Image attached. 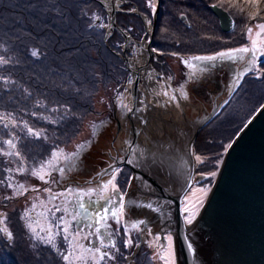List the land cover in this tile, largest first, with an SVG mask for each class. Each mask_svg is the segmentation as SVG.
Listing matches in <instances>:
<instances>
[{"label":"snow or ice","instance_id":"obj_1","mask_svg":"<svg viewBox=\"0 0 264 264\" xmlns=\"http://www.w3.org/2000/svg\"><path fill=\"white\" fill-rule=\"evenodd\" d=\"M103 3V9L109 14L120 7V0H116L113 6L109 2ZM153 15H155L159 6V0H149L148 5ZM56 15L62 19H67L65 13H71L73 9L79 12L77 19H83L90 30L107 29V32L100 34L107 39L112 35L113 22L109 16V23L102 22V16L92 10V6L87 0H80L79 3H65L55 5ZM210 8H218L225 11L230 19V25L235 28V17H241L244 31L242 36L246 38L247 43L239 47H228L219 50L210 55H192L188 58L180 57L181 63L189 70V77L193 84L197 83V77L209 72L217 65H232L233 76L231 84L228 85V94L237 92L241 82L245 77L251 76L257 81L264 82V63L261 58L264 57V0H215L208 5ZM130 11L135 12L136 9ZM91 12V15L89 14ZM180 19H186V10L179 13ZM146 23L151 26L152 20L147 19ZM167 28H162V32H167ZM125 35L132 32L131 28L124 30ZM19 39V37H17ZM204 39H213V37H203ZM217 39H219L217 37ZM178 42V41H177ZM126 45H116V53L125 49ZM135 47V45H133ZM12 49L3 48V54H0V93L7 95L9 102L16 103L13 94L14 88H19V81L13 78L11 69L23 65L25 60L32 63H38L47 58V52H42L39 46H32L24 49L23 54L17 52L8 55ZM158 50L153 48L152 52ZM163 54V53H160ZM172 56H178L177 52L169 53ZM49 74L57 76L56 70L50 69ZM149 79L153 76L150 74ZM159 84L163 81L161 90H153L156 104L159 105V97H165L164 105L169 107L181 108L180 101L190 99L187 91V82L181 84L179 89H173L172 94L167 90L170 85L168 81L171 76L163 77L160 74L155 76ZM130 84H134L129 80ZM52 87L59 93L68 97L66 100H49L48 95L39 93L38 90L29 87L20 89L21 99L23 101H33L31 110L23 109V116L17 117L19 109L8 110L5 108L0 111V186L6 190H11L10 195L3 196L4 201H12L25 196L26 193H35L37 197L41 192L47 193L46 200L41 202V211L36 212L37 204L32 203L31 209L26 208L24 213L19 216L22 222L25 235L27 236L30 248L33 250L37 264H137L138 250L142 247L144 241L142 236H152L154 240L160 241L159 245L151 257H147L150 264L152 261H162L163 264H178L174 248L173 235L169 232L163 235V229L160 233L153 234L146 218L129 219L130 211L135 209H145L153 214L164 215L165 206L170 203L152 199L154 194L153 185L145 180L143 176L132 173L125 175V166H131L134 169H140L145 164L155 163L156 154L150 152L146 146H141L135 140L142 133L148 131V121L143 113L148 111L144 100L136 106L135 97L125 88L116 92V104L114 105L124 119L133 115L139 119L137 126L139 130L129 129L131 133L126 135L121 141L120 148L116 149V154L107 153L108 161L105 166L96 172L95 177L86 180L83 185L69 184L72 174L80 171L83 164V157L87 154L86 149H91L93 139L77 142L73 151H66L61 147V138L59 135H49V127L53 126V131L65 127L73 121L82 122L84 114L78 113L71 97L79 96L81 89L77 86L79 81L77 77L69 73L67 77L61 75L59 80H51ZM37 91V96L33 93ZM124 93L132 96V103H125ZM100 103H103L101 100ZM229 104L224 101L221 108ZM112 106V105H110ZM264 110V103L255 109L256 112ZM25 116H31L42 122V126L35 127ZM250 123V121H249ZM108 127L103 121L99 124L91 125V137L95 138L102 134V130ZM248 123L244 124V128ZM117 131H121L118 127ZM243 131V129H241ZM63 135L68 136L64 131ZM41 144L43 151L33 154L25 151L28 144ZM225 151L232 148V143L223 146ZM188 155L194 157L198 163L202 162L201 156L191 151ZM211 177H216L217 172L209 173ZM29 176L40 181L44 187H27L20 183L17 177ZM124 177V183H121V177ZM203 179V174H200ZM142 182L140 195L143 199H132L131 189L134 182ZM185 183L190 191L193 186L192 177L186 178ZM199 183V181H196ZM167 191V188L164 189ZM199 191L204 197L211 191L210 188H200ZM185 199L181 200L179 209L183 218L184 225H193L199 215L200 209L204 205V200L199 199L191 206L186 204ZM4 211H0V237L9 246H14L16 236L7 226L9 215L6 211L7 205L4 204ZM35 213V216L32 215ZM113 224L115 227H113ZM130 228L136 229V236H133ZM146 230V231H145ZM186 248L189 254L195 252V248L188 236L184 237ZM166 242V243H165ZM151 248L152 244L148 243ZM48 250V257H42V252ZM136 250V251H134Z\"/></svg>","mask_w":264,"mask_h":264},{"label":"trees","instance_id":"obj_2","mask_svg":"<svg viewBox=\"0 0 264 264\" xmlns=\"http://www.w3.org/2000/svg\"><path fill=\"white\" fill-rule=\"evenodd\" d=\"M120 1L127 4L120 6L116 14V23L122 31L131 28L132 32L128 35L134 42H139L146 34L145 25L143 20L130 10L137 9L146 20L151 19L153 22V13L148 6L149 0ZM79 2L80 0H0V54H3L4 47L12 49L8 55L17 52L23 54L26 46L28 48L39 46L42 52H47V58L41 62L32 63L25 60L22 66L11 69L13 78L19 81V88L13 89L17 102H9L8 96L0 93V111L5 108L19 109L17 117L20 118L25 107L31 110L33 101H23L20 91L29 86L39 93L47 94L49 100L68 99L52 87L51 80L58 81L61 75L67 77L69 73L77 77L79 81L77 86L81 89V94L71 97V101L76 111L83 113L85 118L97 114L94 111L96 94L102 91L107 93L109 90L115 95L117 90L125 89L131 76L121 59L122 50L118 55L116 53V45H123V38L112 31V35L105 39L100 34L105 32L104 29H88L83 19L76 18L79 12L75 9L70 14L65 13L67 19L56 15V4L63 7L65 3ZM87 2L91 4L93 11L102 16V22L107 24L106 12L102 6L93 0ZM213 2L215 1L159 0V12L150 43L151 50L153 48L158 50L152 52L155 60L151 62L156 71L168 77L171 70L166 60L168 57L188 58L192 55H210L228 47H239L244 44L242 35L232 36L237 32V25L243 23L241 17H235L236 26L231 32H222L218 20L208 7ZM185 10L186 22L183 23L180 21L179 13ZM89 14L91 15V12ZM162 28H167L168 31L160 34ZM156 31L159 33L157 36ZM208 36L213 39L203 38ZM171 52H177L179 55L172 56L169 54ZM130 54L131 50L126 52L127 57L131 56ZM50 69L56 70L58 75L51 76ZM37 94V91H34V97ZM113 97L107 102L109 109L114 107ZM227 100L229 104L220 107L213 118L200 129L193 145L196 154L200 151L202 155L213 158V164L224 159L226 151L223 146L233 142L244 128V124L254 116L255 109L264 103V82L247 76L241 82L239 90L229 95ZM23 118L28 119L35 127L42 126V122L31 116ZM80 123L73 121L57 131H53V126H48L49 135H59L62 147L63 139L69 143L77 133L81 132ZM64 131L68 132L67 137L63 135ZM198 145L199 148L204 146V149L199 150ZM25 151L36 154L43 151V145L30 143L26 145ZM201 165L196 166L195 169L199 174L205 175L212 170L205 166L201 169ZM125 172V175H130L126 168ZM2 178L3 174H0V179ZM121 183H124L123 176ZM7 193L11 194V190ZM4 204L7 207L9 205L4 201L2 207ZM9 222L12 223V231H16V235L20 237L19 232L23 228L19 224V218L14 216ZM10 247L6 242L0 241V264H16L12 255L15 253L10 251ZM30 252L34 253L32 249ZM32 256L27 254L26 258Z\"/></svg>","mask_w":264,"mask_h":264},{"label":"water","instance_id":"obj_3","mask_svg":"<svg viewBox=\"0 0 264 264\" xmlns=\"http://www.w3.org/2000/svg\"><path fill=\"white\" fill-rule=\"evenodd\" d=\"M93 1L103 8L101 0ZM110 2L114 6L116 0H110ZM209 9L218 20L222 32L229 33L233 30L229 16L225 11L218 8L209 7ZM118 11L114 8L110 14L105 12L107 22L109 23V16L113 22L111 30L119 34L124 40L123 45H126L125 49L122 50L121 59L134 82V84H130L129 89L135 97L137 106L140 89L139 71L142 68L151 67L152 50L150 43L159 6L153 15V22L149 26V30L146 28L148 35V40L144 43L146 62L142 67L134 70L128 67L129 59L126 57L129 43L133 40L118 27L116 23ZM134 13L145 22V18L137 9ZM180 21L185 23L186 19H180ZM135 44L140 45L138 42ZM168 83L170 84V82ZM132 102V96H130V103ZM219 108L220 105H216L207 116L198 121H190L192 128L189 129L190 135L184 146L186 160L189 164L187 177L190 174L192 180L195 173L194 157L188 153L193 151V145L200 129L213 118ZM180 110L186 119L184 110L182 108ZM113 112L117 114L116 108ZM132 117V128L139 130L138 125L143 128L144 125L139 124V119L135 115ZM186 120L189 122L188 119ZM249 121L248 127L243 128V131H240L233 140V147L224 154L223 162L221 161L222 164L219 166L211 191L204 200V205L193 225H184L179 212L181 200L188 192L186 183L181 189H171L169 181L159 179L156 174V160L155 163L150 162L140 169L122 165L131 174L141 175L153 185L152 199L159 200L161 203L170 202L165 206L168 220L165 222L166 226H162V234L170 232L173 235L178 264H264V110L256 112ZM135 140L141 146H146L150 152H156V156L158 155L156 145L152 141L149 144L144 141L142 134ZM141 184L140 180L134 182L135 189L133 191L135 190V192H131L130 198L138 196L139 199H143L139 191ZM165 188L167 191H164ZM139 210L142 209L133 208L130 213L135 218H139L136 214ZM158 232L160 233L161 230ZM185 236H188L194 245L195 252L192 254L187 251ZM142 240L145 242V236H142Z\"/></svg>","mask_w":264,"mask_h":264},{"label":"rangeland","instance_id":"obj_4","mask_svg":"<svg viewBox=\"0 0 264 264\" xmlns=\"http://www.w3.org/2000/svg\"><path fill=\"white\" fill-rule=\"evenodd\" d=\"M122 3L127 4V2H122ZM118 10H120V9H118ZM143 23L145 25V30H146L147 23H146V21L145 22L143 21ZM236 28H237V32L232 36H234V37L239 36V35L241 36L242 32L244 31L243 23L238 24ZM104 30H105V32L108 31L107 29H104ZM111 31H113V30H111ZM161 32H162V30H160V34H161ZM158 34H159L158 31H156V36ZM160 39H162V38H160ZM147 40H148V35L145 34V36L142 38V40L139 41L138 43L139 44L145 43V42H147ZM242 40L244 43H247L246 38L243 36H242ZM135 43L136 42H134V41L129 43L130 48H128V49L131 50V54H130L131 56H128V57L126 56L129 60H132V61H136L138 59V55L140 54V51H141L139 45H137ZM133 45H135V47H133ZM129 50H127L126 52L128 53ZM153 60H155V58L154 59L152 58L150 61L151 68L153 69V71L156 74H160L158 71H156L154 69V67L151 64V62ZM166 60L168 61V66H170L171 69L175 70L176 74L179 73L177 75L178 78H175L177 80V81L175 80V82H174L175 84L173 83L172 86L169 84L170 87L167 89L169 91V94L171 95L172 90L173 89L178 90L179 86L181 85V76H180L181 61H180V58H178V57H168V59H166ZM232 67H228L226 65L225 70L230 69ZM207 73H210V71ZM223 73H228V72H226V71L222 72L221 76L219 78H222V79L225 78V75ZM213 78L214 77L211 76V78H210V75L209 76L207 75V76L203 77V80H201L202 77L198 76V78H197L198 82L193 84L192 80H190V77H188L187 91L189 93L190 99L187 101L181 100L180 104H181V108L185 112L186 119L189 120V122H188L183 117L185 119V123L186 124L189 123L187 125V127L189 129L192 128L190 121L191 122L198 121V120L202 119L203 117L207 116V114L211 111V103L213 101V97L216 93H219V91H220L219 88L216 86V84H214L215 81L213 80ZM221 82H224L226 84V87H228L229 83L231 84V82L227 83V81L225 79H223ZM156 84L158 85L156 90H161L162 86H163V81H161L159 84L156 82ZM139 85H141V83H139ZM125 88L129 89L130 83H128ZM225 90H226V88H225ZM107 91H108L107 93H102L103 92L102 91V92L96 94L97 96H96V100L94 102V105H95L94 111H96L97 114H95V115L92 114V115L88 116L87 118H85L80 123L81 132L77 133L76 136L69 143H66V141L64 139L62 140V147H65L66 151H73L75 149V144L77 142L86 141L90 138L93 139V144H92L91 149H86L87 154L83 157V164L81 166L80 171L76 174L71 175V178L69 179V184H84V182L86 180L94 178L96 172L99 171L101 168H103L105 166V163L108 160V158L106 157V153L110 151V149H109L110 148V142H111L110 138L114 132V122L111 120V117L113 115V110L115 107H110V109H109L107 107V102H109V100H111L113 96H114L113 97L114 105L116 104L117 101H116V94L113 95L114 94L113 92H109V90H107ZM129 91H130V89H129ZM124 96H125V103H130L129 94L124 93ZM101 100L103 101V103H100ZM219 100H220V98L218 99L217 102L219 103L222 101V103H220V105H223L224 101L227 100V97H226V99L221 98V100L220 101ZM166 109H173V110L175 109V111L178 112V114L180 115V113H179L180 109L175 108L174 105L169 106ZM116 110H117V117L122 116L117 108H116ZM118 118L120 119V117H118ZM101 121H103L105 124H107L108 127L106 129L102 130V134L99 135L98 137H95V138L91 137V131H92L91 125L93 123L99 124ZM189 135H190V132L188 134H186V137L184 138L185 141L188 139ZM147 136H149V138L151 139L149 141L153 140L152 142H154V137H152L149 133H147ZM161 137L163 140H166L165 135L162 134ZM154 144L156 145V142H154ZM198 148H199V145H198ZM201 148L204 149V146H202ZM201 148H199V150H201ZM157 151H158V155H159V153H161V150H160V146L158 148V145H157ZM154 153H156V152H154ZM198 154L201 156L202 162L198 163L194 160L193 162L195 165V169H196V166H199L202 164L200 167L201 169H203V167L205 166L206 168H212V170H210L208 173L203 175V177H204L203 179H201L200 174L195 171L194 176H193V180H192L193 186H192L191 190L190 191L188 190V192H187L186 204L188 206H191L192 204H194L199 199H203V200L206 199L207 196L204 197L203 194L199 191V189L200 188H210L211 189V186L213 184L215 177L214 178L211 177L209 175V173H211L213 171L217 172L219 169V166L221 164V161L223 159L222 158V159L218 160V162L213 164L212 163L213 158L206 157V156H204V154L202 155L200 151L198 152ZM224 154H225V152H224ZM17 179L19 180L20 183H24L29 188H31L32 186H36L39 188L44 187V185L40 181L35 180L29 176H19V177H17ZM196 181H199V183H196ZM133 189H135V186H133V188L131 189V192H135V190L133 191ZM7 192H8V190L4 189L3 186L0 187V202H1V204H3V202H4V200L2 199L3 196L10 195V193H7ZM208 194H209V192H208ZM19 198H20L19 200L17 198V199H14L12 201H5V202L9 203L8 207L6 208V211L9 215V219L14 218V216H17L19 218L20 214L22 215L26 208L31 209L33 202H35L37 204L36 212L41 211L40 205H41L42 201L46 200L47 193L41 192L39 194V197H37V194L29 192V193H26L25 196H22ZM183 199H185V195L183 196L182 200ZM1 204H0V211H4L5 209L2 207ZM32 215L35 216V213H32ZM129 219L132 220V219H136V218L130 213ZM9 223L10 222L8 221L7 226L12 230V226H11L12 223L11 224H9ZM19 224L23 228L21 221L19 222ZM113 227H115L114 224H113ZM148 227L151 228L153 234L159 233L158 230H161L156 225H150ZM19 228H20V226H19ZM13 229H14V227H13ZM130 231H131L133 236L137 235L136 229L130 228ZM14 234L16 236V243H15L14 247H12V246L11 247L9 246V247L11 248L10 251L11 252L14 251V253H15V254H12L14 259L16 260L15 263L16 264H37L36 256L35 255L32 256L34 253L30 252L31 248L29 246L28 239H27V236L25 235L24 229L19 232L20 237L18 235H16V231L14 232ZM167 234H168L167 232L164 233V235H167ZM144 236H145L146 241L142 244V247L140 248V252L138 253L137 264H150L147 257H151L153 255V252L155 251V249L157 248V246L160 243V241L154 240L152 236H149L146 234ZM0 241H2L3 243L5 242L4 239L1 237H0ZM148 243L152 244L151 248L148 247ZM16 254H18V255L16 256ZM27 254L32 256V257H27V258H30V259H27L26 258ZM42 255L44 258H47L48 257V250L43 251ZM42 264H43V262H42ZM151 264H163V262L156 260V261H152Z\"/></svg>","mask_w":264,"mask_h":264},{"label":"bare ground","instance_id":"obj_5","mask_svg":"<svg viewBox=\"0 0 264 264\" xmlns=\"http://www.w3.org/2000/svg\"><path fill=\"white\" fill-rule=\"evenodd\" d=\"M109 2V0H104ZM123 3L120 1V6ZM146 21V20H145ZM147 30L149 25L147 24ZM140 54L136 61L129 60L128 67L131 70L142 67L146 62L145 44L140 43ZM153 76V79H149V75ZM156 73L151 67L142 68L139 71V83L140 89L138 91V102L144 100L147 105L148 111L143 113V116L147 119V133L154 137L156 147L161 145V153L156 157L155 172L159 179L168 180L171 189L178 190L184 187L187 177L189 164L186 160L184 143L186 134L190 132L185 123V119L175 111V109H166L164 105L165 97L160 96L158 99L160 104H156L157 97L154 96L153 90H156L158 85L155 81ZM137 102V106H140ZM144 127V126H143ZM162 134L165 135V139H162ZM149 143V141H146ZM153 142V144H154ZM155 146V145H154ZM163 177V178H161ZM132 199H139L137 196H133ZM167 208H164V215L159 213L153 214L148 210L142 209L137 211L139 218H146L149 220V225H156L163 229V225L168 220ZM158 219V220H157Z\"/></svg>","mask_w":264,"mask_h":264},{"label":"flooded vegetation","instance_id":"obj_6","mask_svg":"<svg viewBox=\"0 0 264 264\" xmlns=\"http://www.w3.org/2000/svg\"><path fill=\"white\" fill-rule=\"evenodd\" d=\"M152 58H153V54H152ZM264 61V57H262L261 58V62H263ZM228 67H232L231 65H227ZM225 67H226V65H217V67L216 68H214V69H211L210 70V73H205V74H203L202 76H199V77H202V79L201 80H203V77L204 76H209L210 75V78H211V76L212 77H214L213 78V80L215 81L214 82V84H216V86L219 88V93H216L215 95H214V97H213V101H212V103H211V111L213 110V108H214V106H216V105H220V103H222V101L221 102H217L218 101V99L220 98V100H221V98L222 99H226V97L228 98L229 97V94H228V87H226V84L224 83V82H221L223 79H225L226 81H227V83H229V82H231L232 81V76H233V67L232 68H230V69H227V70H225ZM171 68V67H170ZM232 69V70H231ZM223 70V71H222ZM230 70V71H229ZM214 71V72H213ZM228 72V73H223L224 75H225V78H219L220 76H221V73L222 72ZM188 73H189V71H188V69L187 68H185L184 67V65H182V63H181V73H180V76H181V84H183L184 82H187V80H188V77H189V75H188ZM179 74V73H178ZM178 74H176L175 73V70H173V69H171L170 70V73L168 74V76H171V80L170 81H168V82H170V85L172 86V84L175 82V78H178L177 77V75ZM161 76H163V77H165L164 75H162L161 74ZM166 78V77H165ZM198 78V77H197ZM191 80V79H190ZM177 81V80H176ZM198 81V80H197ZM175 84V83H174ZM180 84V83H179ZM187 84H188V82H187ZM228 85H230V83L228 84ZM225 88H226V90H225ZM227 92V93H226ZM225 97V98H224ZM219 100V101H220ZM180 109V108H179ZM210 111V112H211ZM209 112V113H210ZM180 115L182 116V112H181V110H180ZM185 113V112H184ZM208 113V114H209ZM207 114V115H208ZM120 115V114H119ZM118 117H120V119L118 118ZM117 117V114H114V112H113V115H112V117H111V120L114 122V132H113V134H112V136H111V138H110V151L109 152H111L112 153V155H115L116 154V149H118V148H120V146H121V141L123 140V139H125V137H126V135H129V134H131V133H129L128 132V130L129 129H133L132 128V124H133V117H130V118H128V119H124L122 116H118ZM183 117V116H182ZM120 128L121 129V131H117V128ZM142 139L144 140V141H149V140H151L150 138H149V136H147V131L145 132V133H142ZM153 141V140H152ZM149 142H151V141H149ZM149 144V143H148ZM108 153V152H107ZM107 153H106V157L108 158V156H107ZM107 162H110V161H108L107 160ZM122 167H124V166H122ZM124 168H126V167H124ZM127 169V168H126ZM128 170V169H127ZM128 172H129V174L131 175V172L128 170ZM81 185H83V184H81ZM159 229H160V227H159ZM146 231V230H145ZM159 231V230H158ZM146 241V240H145ZM140 252V249L138 250V253Z\"/></svg>","mask_w":264,"mask_h":264}]
</instances>
